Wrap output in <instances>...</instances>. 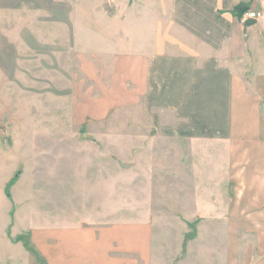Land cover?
Here are the masks:
<instances>
[{"label": "crops", "instance_id": "1", "mask_svg": "<svg viewBox=\"0 0 264 264\" xmlns=\"http://www.w3.org/2000/svg\"><path fill=\"white\" fill-rule=\"evenodd\" d=\"M39 47L83 59L101 111L131 105L139 166L212 201L211 264H264V0H0V78Z\"/></svg>", "mask_w": 264, "mask_h": 264}, {"label": "rangeland", "instance_id": "2", "mask_svg": "<svg viewBox=\"0 0 264 264\" xmlns=\"http://www.w3.org/2000/svg\"><path fill=\"white\" fill-rule=\"evenodd\" d=\"M40 47L0 78V264H211V215L196 208L212 201L139 166L131 105L90 104L106 89L86 85L83 59Z\"/></svg>", "mask_w": 264, "mask_h": 264}, {"label": "built area", "instance_id": "3", "mask_svg": "<svg viewBox=\"0 0 264 264\" xmlns=\"http://www.w3.org/2000/svg\"><path fill=\"white\" fill-rule=\"evenodd\" d=\"M262 16V12L250 11L245 13L244 19H260Z\"/></svg>", "mask_w": 264, "mask_h": 264}, {"label": "trees", "instance_id": "4", "mask_svg": "<svg viewBox=\"0 0 264 264\" xmlns=\"http://www.w3.org/2000/svg\"><path fill=\"white\" fill-rule=\"evenodd\" d=\"M237 10H238L240 13H245V12H246V8H245V7H238Z\"/></svg>", "mask_w": 264, "mask_h": 264}]
</instances>
